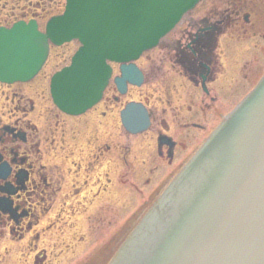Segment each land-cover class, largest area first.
<instances>
[{
  "label": "water",
  "instance_id": "obj_1",
  "mask_svg": "<svg viewBox=\"0 0 264 264\" xmlns=\"http://www.w3.org/2000/svg\"><path fill=\"white\" fill-rule=\"evenodd\" d=\"M197 2L66 0L64 14L48 22L45 34L34 22L0 28V81L31 80L49 42L78 40L81 47L70 66L52 77L50 89L61 111L81 114L101 97L110 76L106 61L135 60ZM121 73L122 87L124 81L141 83L134 66H122ZM138 111L130 106L125 113L133 133L147 127ZM165 196L117 264H264V78Z\"/></svg>",
  "mask_w": 264,
  "mask_h": 264
},
{
  "label": "flooded vegetation",
  "instance_id": "obj_2",
  "mask_svg": "<svg viewBox=\"0 0 264 264\" xmlns=\"http://www.w3.org/2000/svg\"><path fill=\"white\" fill-rule=\"evenodd\" d=\"M212 1L210 10L214 13L216 0ZM222 2L227 7L214 20L210 14L204 19H192L188 21L186 33H182L175 43L170 41L166 47L159 44L157 51L146 52L139 57L136 66L143 79L140 88L128 86L125 94H120L114 82L110 81L101 100L92 108V111H97L96 116L102 119L115 111L117 119L111 118L108 125L112 129L116 125L122 129L119 111L127 102L123 99L131 97V91L135 90L136 100L129 101L141 103L150 121V126L142 136L152 135V138L149 135V141H155L157 158L168 166L174 164L175 155L180 149H185V142L194 140L196 132L204 130L211 117L208 109L210 105H205L208 110L199 114L201 109L198 107L197 94L201 92L211 105L217 99L223 107L224 103L228 104L233 93L241 90L238 88L245 86L242 82L249 81L259 60L264 57L263 47L253 45L250 60L241 64L237 76L232 79L231 88L227 86L212 92L211 52L223 28H242L244 38L264 41V0ZM48 5L46 7L45 1L41 0L30 2L26 8L13 7L1 16L0 27L28 20L35 21L39 27L45 25L48 19L60 12L54 14L53 8ZM238 33H242V30L239 29ZM170 47L173 50L168 51ZM138 61L141 63L138 64ZM111 66L114 76H117L114 69L118 66ZM262 72L242 96L253 87ZM36 78L24 84L0 83V97L4 102L0 107V263L11 257L12 252L15 255L12 257L19 264H52L61 257L63 249H70L71 253L75 245L70 247L69 230L74 231V227L70 226L74 215L78 212L86 213L87 206L90 207L99 198L102 188L106 191L105 184L110 183L106 180L100 186V179L106 178L104 174L101 175V167L108 170V164L102 163L95 170L100 158L111 153V147L101 143L104 134L97 130L95 119L88 124L82 120L91 110L73 117L60 113L53 105L55 113L43 106L38 115L42 121L39 126L36 125L32 116L36 108L35 99L29 95L41 91L38 87H32ZM39 97L43 99V96ZM151 102L155 104L154 108L150 106ZM158 110L163 116L170 111L172 123L164 121V117L157 121ZM198 116L202 121L197 120ZM221 116L219 114L218 119ZM63 122H73L74 128L70 131L69 126ZM153 124L157 125L156 131L149 133ZM65 127L68 131L64 130ZM176 128L183 133L182 141L170 133ZM81 129H85V133ZM124 133L127 138L132 137ZM84 135L87 136L85 144L79 147ZM69 139L73 145H70ZM113 149L121 152L123 166L128 167L126 157L129 147L113 145ZM107 161L111 162L109 158ZM95 185H99L100 189L94 193ZM107 210L110 215V209ZM93 216H90L92 219L89 222L87 218L86 230L87 236L94 238L105 226H111V220L110 217L108 221L100 219L99 214ZM110 234L108 243L113 240L115 232ZM83 240L84 236L81 238ZM73 242L75 244L77 239ZM10 243L17 248L11 251L13 245L9 246ZM58 246L60 248L55 252ZM74 264L85 263L82 260ZM87 264H100L96 259V251L92 260L91 255L87 256Z\"/></svg>",
  "mask_w": 264,
  "mask_h": 264
},
{
  "label": "rangeland",
  "instance_id": "obj_3",
  "mask_svg": "<svg viewBox=\"0 0 264 264\" xmlns=\"http://www.w3.org/2000/svg\"><path fill=\"white\" fill-rule=\"evenodd\" d=\"M41 1V0H0V20L1 16L7 14L11 8L21 6L27 7L30 2ZM45 1L46 7H49L48 4L54 10V14L57 12L61 13L64 8V0H42ZM214 1L212 0H199V2L194 6V8L184 15L182 20L174 27V29L166 36L163 40L160 41L163 47L167 46V43L170 41L174 42L178 40L179 36L182 33H186L188 21L192 19L200 20L207 18V15L210 14L212 19L214 20L218 15L219 12L222 13L227 6L223 4L222 0L215 1V8L216 10L214 13H211L210 6ZM61 7V8H60ZM56 9V10H55ZM6 17L4 18V20ZM43 26L41 29L43 30ZM223 28L222 33L216 37L215 40V48L212 50L211 54V63H212V71H211V78L213 81L212 84V92L215 89H222L226 88L227 86L231 88L232 79L237 76L238 69L241 67L243 62H247L251 58V52H253L252 47L253 45H258L259 47H263L264 49V41L260 39H251V38H244V33L242 28ZM241 29L242 33L236 34V32ZM232 33V35H231ZM178 42V41H177ZM170 45V44H169ZM229 46V49L227 48ZM79 44L76 42L70 43L69 45L60 47V48H52L50 50V56L45 66L44 71L41 75L34 81L32 87H38L41 91L38 94H29L32 98L35 99V112L33 113L34 122L37 126L40 125L41 119L38 115L41 112L43 106H46L48 110H52L55 113V109L53 108L52 104L50 103L49 96H48V79L50 75L59 71L61 68L69 64V58L73 55V53L77 50ZM168 51L173 50V47H170ZM175 48V47H174ZM152 51H157L154 49ZM151 51V52H152ZM61 56V57H60ZM63 56V57H62ZM138 64L141 61L137 62ZM257 69L252 77L249 78V83L243 81L242 84L245 83L244 87H240L241 89L235 93H233L228 100V104L224 103V106L221 107L222 103H219L217 99H214V103L210 104L209 100L199 92L198 96V107H200L199 114H202L204 111L209 109V113L211 117L208 123L205 125L203 131H198L195 134L194 140H187L185 142V149H180L181 151L175 155L174 164L172 166H168L165 163H161L160 160L156 156L155 152V141H149V135L151 134H144V136H135L127 138L124 131L119 127L110 128L109 123L110 119H117V113L115 111L112 113L111 116H107L105 119L97 117V111L93 110L88 116H85L82 120H84L87 124L89 122H93L95 119V125L97 130H100V133H103L101 143H107L109 147H111V153L108 156H103L100 158V163L98 166L95 167V170L101 166L102 163L108 164V172H104L105 167H101V175L103 174L106 178L100 179V186L101 184H105L106 180H109V184H105L106 187L104 188L106 191H100L99 198L93 202V204L88 207V211L86 213L78 212L74 215L72 219V223L70 226L74 227V231L69 230V244L72 247V252L70 253V249L62 250L60 252L62 255L61 257L52 264H71L73 263L72 253L75 257L79 260L78 262L81 263L84 260V263L87 264V256L91 255V260L94 256V250L96 251V259L100 261V264H104L108 258V255L111 254L115 249H117L121 243L129 236V234L136 228L139 224L143 215L147 212V210L151 207L153 202L156 200L157 195L162 191L165 186H167L172 178L176 174V170L178 167L183 163V161L192 153L194 147H196L201 140L203 139L204 135L213 127L216 122L218 121V115L223 114L229 110L231 105L247 90L251 87V84L256 79V77L264 70V57L259 60L258 65L256 66ZM32 85V84H31ZM30 85V86H31ZM33 93V91H29ZM39 95L43 96V99L39 97ZM137 92L131 91V97H126L123 100H136ZM0 97V107L4 105V102ZM184 104V102L182 101ZM154 103L151 102L150 106L154 108ZM205 105H210L207 109ZM120 108V107H119ZM99 114V113H98ZM157 121L163 119L166 120L167 123L171 124L172 120V113L169 111L163 116L161 112L158 110ZM97 117V118H95ZM200 120L201 117L198 116ZM205 120V119H204ZM202 121V120H200ZM116 122V121H115ZM66 123L71 131L74 126L73 122ZM112 123V122H111ZM156 124H153L151 131L149 133H153L156 131ZM68 128L65 127V131H68ZM85 133L84 130H80ZM67 133V132H66ZM174 135L179 141H182V134L178 128L175 131L171 130L170 132ZM106 136V139H104ZM59 137V136H58ZM67 137H70L68 135ZM87 138L84 135L83 139H80V146L85 144V139ZM154 139V138H153ZM70 145H73L71 140L69 139ZM113 145L117 147H129V154L127 155L126 159L129 163L128 167H124L122 160L120 159L121 152H116L113 149ZM107 158L111 160V162L107 161ZM154 169L152 170V168ZM99 185L94 186V193L99 191ZM108 187V189H107ZM84 196V195H83ZM117 196L119 199H117ZM98 206L96 207V204ZM107 206L112 207L113 212L110 215L108 214ZM102 209V210H101ZM101 210V211H100ZM95 217L99 214L100 219H104L106 221L111 219V226L104 227L100 234H95L94 239H90L87 241V218L88 222L92 219L90 216L93 215ZM65 221V219H64ZM101 221V220H100ZM110 232H115L113 234V240L108 243V236ZM85 237L83 241H81L82 237ZM59 238V237H58ZM57 238V239H58ZM54 239V238H53ZM74 239H77V242H73ZM13 244L10 243L9 246ZM17 247L15 245L12 246V249L15 250ZM58 246L55 252L59 249ZM2 247L0 246V251ZM58 253V252H57ZM12 252L11 257H8L7 260L1 262L0 264H19Z\"/></svg>",
  "mask_w": 264,
  "mask_h": 264
},
{
  "label": "bare ground",
  "instance_id": "obj_4",
  "mask_svg": "<svg viewBox=\"0 0 264 264\" xmlns=\"http://www.w3.org/2000/svg\"><path fill=\"white\" fill-rule=\"evenodd\" d=\"M107 171H108V170H107V169H105V170H104L102 173H104V172H107ZM101 185H103V184H101ZM107 189H108V188H107ZM117 199H119V198H118V196H117Z\"/></svg>",
  "mask_w": 264,
  "mask_h": 264
}]
</instances>
